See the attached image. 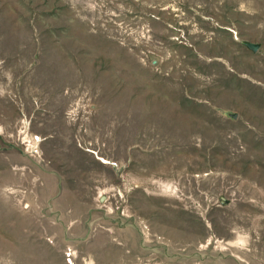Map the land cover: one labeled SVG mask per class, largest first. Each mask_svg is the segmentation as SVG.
Returning <instances> with one entry per match:
<instances>
[{
  "label": "rangeland",
  "instance_id": "1",
  "mask_svg": "<svg viewBox=\"0 0 264 264\" xmlns=\"http://www.w3.org/2000/svg\"><path fill=\"white\" fill-rule=\"evenodd\" d=\"M0 264H264V0H0Z\"/></svg>",
  "mask_w": 264,
  "mask_h": 264
},
{
  "label": "water",
  "instance_id": "2",
  "mask_svg": "<svg viewBox=\"0 0 264 264\" xmlns=\"http://www.w3.org/2000/svg\"><path fill=\"white\" fill-rule=\"evenodd\" d=\"M248 47H249L253 52H256V51H257V47H256V46L248 45Z\"/></svg>",
  "mask_w": 264,
  "mask_h": 264
}]
</instances>
